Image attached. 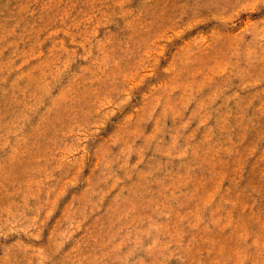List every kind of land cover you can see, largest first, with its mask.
<instances>
[{"label":"rangeland","instance_id":"374dc122","mask_svg":"<svg viewBox=\"0 0 264 264\" xmlns=\"http://www.w3.org/2000/svg\"><path fill=\"white\" fill-rule=\"evenodd\" d=\"M0 264H264V0H0Z\"/></svg>","mask_w":264,"mask_h":264}]
</instances>
